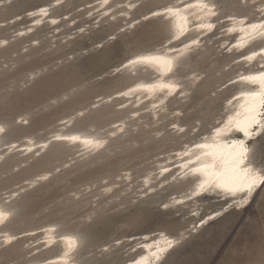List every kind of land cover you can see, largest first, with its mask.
I'll list each match as a JSON object with an SVG mask.
<instances>
[{"label":"rangeland","instance_id":"rangeland-1","mask_svg":"<svg viewBox=\"0 0 264 264\" xmlns=\"http://www.w3.org/2000/svg\"><path fill=\"white\" fill-rule=\"evenodd\" d=\"M51 1L1 0L0 38L8 39L0 46V122L7 126L6 141H22L29 135L43 138L59 120L77 112L83 111L68 130L104 127L126 115L115 101L95 102L130 81V75L115 72L122 61L155 47L166 37L163 21L143 15L171 0H142L128 19L124 15L105 17L97 24L96 15L85 16L83 8L89 0H64L52 9L53 15L61 16L57 34L45 26L10 39L20 25L28 23L27 10ZM220 1L226 13L231 6L242 8L240 0ZM252 7L246 3L242 9ZM16 15L20 19H14ZM132 20L134 26L126 25ZM35 38L38 42H31ZM216 39L193 53L181 74L202 73L189 97L170 104V109L182 110L179 121L188 126L187 138L196 121H202L201 132L206 129L228 95L217 87L232 72L225 68L232 56L219 50ZM142 118L136 128L111 139L107 149L89 158L66 163L69 151L51 145L34 159L12 154L0 162V198L17 193L11 200L15 212L11 230L22 232L57 221L60 231L80 235L83 246L77 258L81 264H123L136 254L128 251L135 244L129 238L157 230L178 234L187 229L193 222L189 209L162 207L181 185L165 186L145 196L137 193V179L153 166L157 156L183 141L169 128L176 119L167 116L153 124L148 115ZM158 130L162 134L157 135ZM257 154L264 161V135ZM47 170L51 175L45 181L31 187L25 184ZM127 171L132 177L129 183L121 178ZM117 181L109 193L102 192ZM202 203L205 210L215 205L210 199H202ZM187 234L163 264H264V189L246 209H231L221 219ZM26 237L23 234L11 246L0 249V264H23L40 255L28 256L31 247H24Z\"/></svg>","mask_w":264,"mask_h":264},{"label":"bare ground","instance_id":"bare-ground-1","mask_svg":"<svg viewBox=\"0 0 264 264\" xmlns=\"http://www.w3.org/2000/svg\"><path fill=\"white\" fill-rule=\"evenodd\" d=\"M62 1L64 0H52L27 10L28 23L20 25L10 39L28 36L45 26L53 29L52 34H57L61 29V16L53 15L52 9ZM141 1L89 0L83 9H86L85 16L89 19L96 15L94 23L97 24L105 17L114 19L124 15L128 19ZM1 3L0 0V5ZM246 3L253 5L248 11L242 9ZM240 5L242 8L231 6L226 13L220 0H171L148 11L143 18L163 21L165 39L155 47L137 51L122 61L115 72L130 75V81L116 92L100 97L95 102L115 101L116 107L126 111V115L104 127H91L87 131L68 130L83 111L77 112L59 120L55 129H51L45 137L36 139L29 135L22 141H6L4 137L7 126L0 122V162L12 154L31 160L45 153L51 145L69 151L66 163L77 158H89L107 149L111 139L141 124L142 115H148L153 124L167 116L176 119L169 123V128L176 136H182L183 141L179 146L157 156L153 166L137 179L140 189L137 193L145 196L168 184L180 183L183 188L182 182H185L187 188L169 196L162 207L176 208L177 205L196 198L186 206L189 208L188 214H195L199 220H195L178 234L157 230L129 238L135 244L128 251L136 254L123 263L163 264L186 238L188 231L198 232L208 225L210 219L231 209H246L264 189V161L257 154L259 140L264 135V0H240ZM14 19L20 17L16 15ZM134 22H126V25L132 27ZM219 37H223L219 40L220 51H243L238 55H231L232 59L225 68L242 59L246 63L239 65V70L223 85L219 84L217 89L221 90L229 82L239 79L243 83L227 92L221 110L203 132L200 131L202 121H196L187 138L185 133L188 126L179 121L182 110L179 107L170 109V104L175 99L188 98L191 89L200 81L202 73L197 71L181 76L188 66L190 56L202 49L207 42ZM7 42L8 39L0 38V46ZM31 42L38 41L35 38ZM233 47H236L235 51ZM245 83L257 87L252 89L245 86ZM239 97L242 99L233 103ZM244 129L251 135L246 136ZM162 132L158 130L156 134L160 135ZM240 142L244 143L248 152L245 162L237 169L240 159L237 149ZM50 175V171H42L25 184L28 187L34 186ZM121 178L129 183L132 180L131 172H125ZM117 183L118 181L107 185L102 192L109 193ZM88 189L89 186L86 187ZM16 194L14 192L0 198V249L11 246L18 237L27 234L24 247H31L28 256L39 252L40 255L23 264H81V260L77 258L83 246L80 235L60 231L61 226L57 221L46 222L40 227L22 232L11 230L10 222L15 215L11 200ZM77 195L78 193L75 194ZM206 195L220 196L226 201V206L200 218L202 199ZM125 239L121 238L118 246Z\"/></svg>","mask_w":264,"mask_h":264},{"label":"water","instance_id":"water-1","mask_svg":"<svg viewBox=\"0 0 264 264\" xmlns=\"http://www.w3.org/2000/svg\"><path fill=\"white\" fill-rule=\"evenodd\" d=\"M239 33L237 32L236 33V35H238ZM220 39H223V37H219L218 39H216V40H220ZM215 40V41H216ZM218 48H219V45H218ZM233 50L235 51L236 50V47H233ZM225 55H227V56H231V55H238V54H240V53H242L243 51H236V52H227V50H221ZM242 63H246V60L245 59H242L241 61H239V62H236V63H234V64H232V66L229 68V70H232V72L230 73V75L226 78V80L223 82V83H221L222 85L231 77V76H233L234 75V73L235 72H237L238 70H239V65H241ZM248 68V66H246L245 67V69H247ZM241 83H243L242 82V79H239V80H235V81H231V82H229L226 86H223V88L221 89V90H219L220 92H228L231 88H233V89H235L239 84H241ZM245 86H248L249 88H252V89H255L256 87H257V85H250V84H248V83H245ZM218 88V87H217ZM240 99H242V97H239V98H236L235 100H234V102L233 103H235V102H237V101H239ZM198 179H199V177H198ZM180 184V183H179ZM182 184H183V188L181 189V190H179V191H176V192H183L186 188H187V186L185 185V182H182ZM171 184H168L167 186H170ZM174 193V192H173ZM173 193L172 194H170L169 196H171V195H173ZM168 196V197H169ZM196 199V198H195ZM194 198L193 199H190V200H188V201H186V202H184V203H182V204H179V205H177L176 207H181V206H183V205H185L184 206V208L186 209V210H188L189 208H188V206H186L187 204H190L193 200H195ZM203 199H210L211 201H213L214 202V207L213 208H211V209H209V210H205L204 209V205H203V209L201 210V212H200V218H203V217H205V215L208 213V212H210V211H215V210H219V209H221V208H223L224 206H226V201L224 200V199H222L220 196H209V195H206ZM172 209V208H171ZM231 210H229V211H227V212H224L223 214H218V215H216L213 219H210V221H209V223H208V225L209 224H211V223H213V222H215V221H217V220H219V219H221L223 216H225L228 212H230ZM192 218H193V222L195 221V220H199V218H197V216L195 215V214H193L192 215ZM207 226V225H206ZM141 240H143V241H145L143 238L141 239Z\"/></svg>","mask_w":264,"mask_h":264},{"label":"snow or ice","instance_id":"snow-or-ice-1","mask_svg":"<svg viewBox=\"0 0 264 264\" xmlns=\"http://www.w3.org/2000/svg\"><path fill=\"white\" fill-rule=\"evenodd\" d=\"M262 128H264V126H262ZM244 131L246 136L251 135V133L247 129H244ZM247 152L248 149L246 148L244 143L240 142V147L237 149V156L240 157L237 163V169H239V167L245 162L247 157Z\"/></svg>","mask_w":264,"mask_h":264}]
</instances>
